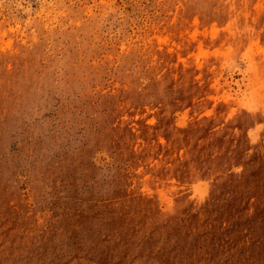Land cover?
Returning a JSON list of instances; mask_svg holds the SVG:
<instances>
[{"label":"rangeland","instance_id":"obj_1","mask_svg":"<svg viewBox=\"0 0 264 264\" xmlns=\"http://www.w3.org/2000/svg\"><path fill=\"white\" fill-rule=\"evenodd\" d=\"M0 264H264V0H0Z\"/></svg>","mask_w":264,"mask_h":264}]
</instances>
